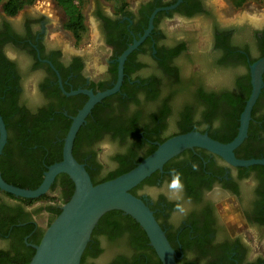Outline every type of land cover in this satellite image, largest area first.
Here are the masks:
<instances>
[{"label":"flooded vegetation","instance_id":"1","mask_svg":"<svg viewBox=\"0 0 264 264\" xmlns=\"http://www.w3.org/2000/svg\"><path fill=\"white\" fill-rule=\"evenodd\" d=\"M118 3L84 6V42L63 27L56 7L53 13L26 4L11 14L0 4L2 177L34 182L39 168L43 179L62 159L68 129L90 95L116 86L94 103L74 139L73 154L93 183L117 176L176 134L195 130L230 143L243 119L235 158L264 160V15L257 24L233 15L238 8L227 0ZM172 169L184 185L183 216H173L174 202L164 195L154 201L139 194L170 180ZM73 184L58 173L46 197L33 202L0 188V264L27 262ZM132 192L152 210L178 264H264V163L236 164L194 147ZM41 208L48 210L45 225ZM126 215L99 219L81 264H163L142 226Z\"/></svg>","mask_w":264,"mask_h":264},{"label":"water","instance_id":"2","mask_svg":"<svg viewBox=\"0 0 264 264\" xmlns=\"http://www.w3.org/2000/svg\"><path fill=\"white\" fill-rule=\"evenodd\" d=\"M116 89L117 86L90 95L89 100L73 118L68 129L62 159L48 166L37 187L25 188L9 183L4 180L0 172V188L18 197H40L49 190L55 176L61 172L66 173L74 183L72 195L62 205L60 213L44 230L27 264H81L82 253L95 225L106 212L111 210H120L129 214L142 226L163 264H178L175 250L152 210L132 192V189L154 171L161 169L166 161L194 147H202L218 153L236 164L264 163L263 159L239 160L233 154V148L246 132V119H243L239 134L230 143L220 142L206 133L195 130L176 134L158 143L152 152L129 170L102 182L93 183L85 166L73 154L74 139L94 103ZM251 102L252 99L249 101V106ZM6 137L5 124L0 115V153Z\"/></svg>","mask_w":264,"mask_h":264},{"label":"trees","instance_id":"3","mask_svg":"<svg viewBox=\"0 0 264 264\" xmlns=\"http://www.w3.org/2000/svg\"><path fill=\"white\" fill-rule=\"evenodd\" d=\"M35 1L36 0H0V4H2L4 6L6 11L10 12L11 14H15L22 6H24L26 4L27 5L33 4ZM51 1L63 13V16H64L63 27L72 34V36L76 39V41H83L87 36V26L85 24V16L83 13V8L85 6V3H84L85 0H51ZM108 1L119 2L118 4L125 3V0H108ZM229 1L236 8L241 7L244 3L248 2V1H255L264 7V0H229ZM154 149H152V150H154ZM58 155H61V153L59 152L56 154V156H58ZM142 158H139V160L137 162H139ZM134 165H132L131 167H128L126 169L121 170V172L119 174L129 170ZM3 177L9 183L18 185L20 187H25V188H27V187L35 188L42 181L41 170L39 168L36 171V178H35L34 182L32 181V182L18 184L15 181V179H11L9 177V175H7L5 173L3 174ZM73 186H74V184H73ZM41 196L46 197L45 194L41 195ZM38 198H40V197H38ZM36 199L37 198L32 199V201H29V202H33ZM60 211H61V209L57 210V215L60 213ZM121 213H122V211H120V210H111V211L106 212L101 218L105 217L106 215L107 216L112 215V214L113 215H119ZM124 217L130 218L134 221V219L130 215H126ZM134 225H135V227L139 226L137 222L134 223ZM41 237H40V239H41ZM40 239H39V241H40ZM34 252H35V249L33 250L32 255L34 254ZM32 255L30 256V258L32 257ZM30 258L27 260V262L25 264H27L29 262Z\"/></svg>","mask_w":264,"mask_h":264},{"label":"clouds","instance_id":"4","mask_svg":"<svg viewBox=\"0 0 264 264\" xmlns=\"http://www.w3.org/2000/svg\"><path fill=\"white\" fill-rule=\"evenodd\" d=\"M214 126H217L214 124ZM113 167L115 165L113 164ZM193 170H198V165H192ZM170 180L164 181L161 186H145L144 189L139 193L140 195H147L154 201L159 198L160 195H164L166 199L174 202L173 216L180 214L181 216L186 215L188 209L181 203L183 201V190L184 185L181 180V173L175 169L170 170ZM171 222V221H170ZM103 240V237H100Z\"/></svg>","mask_w":264,"mask_h":264},{"label":"rangeland","instance_id":"5","mask_svg":"<svg viewBox=\"0 0 264 264\" xmlns=\"http://www.w3.org/2000/svg\"><path fill=\"white\" fill-rule=\"evenodd\" d=\"M38 1H40V3H37ZM43 1L45 3H43ZM46 1H49V4L46 3ZM93 0H85L84 3L85 5L88 2H92ZM229 3L230 1L227 0ZM34 3L40 5H44L45 8L50 7L52 8L50 11L53 13H56V11H58V14L60 16V19L63 20L64 16L63 13L54 5V3L51 0H36ZM232 4V3H231ZM56 7V8H55ZM54 8L56 9V11L54 10ZM58 9V10H57ZM242 15V16H254V15H258L259 17L262 15H264V7L261 6L260 4H258L255 1H248L246 3H244L241 7H239L237 9V12H234L233 15ZM261 18V17H260ZM71 34V33H70ZM72 35V34H71ZM87 37V36H86ZM67 40V38H66ZM87 39L85 38L82 42L86 41ZM108 167H113V163L108 159ZM36 206L40 207V205L43 203L44 201H36L34 202ZM48 210L45 208H41L38 210V221L42 224L45 225L47 218H48Z\"/></svg>","mask_w":264,"mask_h":264},{"label":"bare ground","instance_id":"6","mask_svg":"<svg viewBox=\"0 0 264 264\" xmlns=\"http://www.w3.org/2000/svg\"><path fill=\"white\" fill-rule=\"evenodd\" d=\"M238 15H240V14H238ZM238 15H236V16H238ZM241 16V15H240ZM252 22L253 23H260V22H262L263 21V18H260L258 15H254V16H252Z\"/></svg>","mask_w":264,"mask_h":264}]
</instances>
